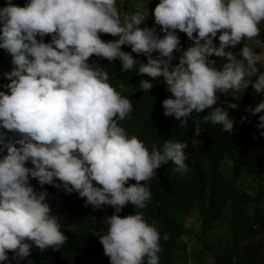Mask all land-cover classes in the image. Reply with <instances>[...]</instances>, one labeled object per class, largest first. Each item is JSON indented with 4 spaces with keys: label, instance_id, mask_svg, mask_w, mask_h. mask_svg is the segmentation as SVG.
I'll return each instance as SVG.
<instances>
[{
    "label": "clouds",
    "instance_id": "9594fccd",
    "mask_svg": "<svg viewBox=\"0 0 264 264\" xmlns=\"http://www.w3.org/2000/svg\"><path fill=\"white\" fill-rule=\"evenodd\" d=\"M17 2L7 0L0 8V49L12 57L13 65L4 73L10 83L2 87L8 91H0V128L20 136L7 138L0 132V152H7L0 159V262L9 259L8 252L22 260L31 254L32 245L43 251L59 249L66 241L46 202V190L37 193L31 177L41 187L78 192L85 206L110 207L100 229L104 234L94 232L110 264H159L160 233L139 209L150 201L146 182L162 164L171 161L176 172H187L188 145L167 140L161 151L139 131L128 137L125 129L131 124L124 121L132 103L109 83L108 72L93 67L89 59L93 55L110 62L118 59L122 70L130 72L137 65L132 53L146 55L148 62L135 71L153 80L164 78L174 97L163 101L164 116H174L183 126L194 111L211 109L202 121L231 132L234 121L227 108L238 105L225 101L227 108L216 106L217 93L238 98L250 85L264 93V72L247 43L239 52L242 59L225 49L260 35L264 0H160L153 8L154 29L140 26L146 18L142 3L122 18L117 0ZM159 26L163 38L158 36ZM176 30L193 46L186 44L179 63L173 65L174 52L181 47ZM100 34L118 38L104 41ZM47 35L51 43L43 41ZM261 35L256 50L264 48V32ZM124 45L131 53L121 50ZM154 52L158 58H153ZM152 87L148 80L140 82L145 93ZM248 110L254 115L264 112V102ZM259 121L258 127L264 128V115ZM194 123L199 136L200 121ZM29 161L34 167L26 165Z\"/></svg>",
    "mask_w": 264,
    "mask_h": 264
},
{
    "label": "trees",
    "instance_id": "16d2710c",
    "mask_svg": "<svg viewBox=\"0 0 264 264\" xmlns=\"http://www.w3.org/2000/svg\"><path fill=\"white\" fill-rule=\"evenodd\" d=\"M131 2L117 0L122 18L126 15L124 10L133 6ZM12 3L18 5L17 0H12ZM5 6L7 0L0 4V8ZM158 32V36L163 38L165 33L161 26ZM176 35L182 51L174 55L173 65L179 63L183 51L187 50L186 34L176 30ZM100 38L110 41L118 37L100 34ZM37 39L41 38L38 36ZM51 40V35L43 38L45 43H51ZM121 50L131 53L127 45ZM1 52H4L3 56ZM253 53L259 55L260 51L254 50ZM132 55L137 65L130 72L122 70L118 59L110 62L95 55L89 59L93 67L108 72L109 83L132 103V112L126 118L129 120L124 121L131 124L125 129L128 137L139 131L161 151L167 140L188 145L184 149L187 172L183 175L176 172L171 161L162 164L146 182L151 192L150 201L146 202L145 208L139 209L145 221L155 225L160 233L162 250L158 253L159 264H264V128L258 127L259 116L264 112L254 115L248 110L264 102V93H257L252 85L238 93V98L231 93H217L216 106L227 108V103L238 105L236 109L227 108L229 119L234 121L231 132H224L222 125L202 121L211 109L199 114L194 111L187 124L181 126L174 116H164L163 101L174 98L167 90L164 78L161 76L153 80L138 74L135 69L139 64H146L148 58L144 54ZM158 56V52L153 53V58ZM11 60L12 57L0 49V91H8L2 86L10 83L4 73L12 70ZM257 67L264 72V65L257 63ZM251 79L255 81L258 77ZM142 80L153 84L147 93L140 89ZM121 85L126 90H122ZM197 120L201 128L199 136L195 132L194 121ZM0 132L5 133L7 138H20L18 133L7 132L3 128ZM194 140L199 143L194 145ZM6 154V150L0 152V159ZM26 165L34 167L30 161ZM134 182L130 180L128 183ZM29 183L37 193L46 190V202L61 225L66 241L59 249L49 247L43 251L32 245L31 254L22 260L14 259V254L8 252L9 259L0 264H110L99 236L94 234H104L100 229L105 225V217L110 216V207L105 205L96 209L91 205L85 206L78 192L69 193L63 186L59 189L53 185L41 187L38 180L31 177ZM73 226L76 231L71 230ZM165 234L169 236L167 240L163 239Z\"/></svg>",
    "mask_w": 264,
    "mask_h": 264
},
{
    "label": "rangeland",
    "instance_id": "374dc122",
    "mask_svg": "<svg viewBox=\"0 0 264 264\" xmlns=\"http://www.w3.org/2000/svg\"><path fill=\"white\" fill-rule=\"evenodd\" d=\"M147 2H150L149 5H147ZM160 2V0H132L131 4H133V6L127 8V10H124V13H132L135 11V4L137 3H142L144 5V14H145V21L140 25L141 27H146V28H153L154 29V10L153 8L155 9V7L157 6V4ZM123 6L124 3H123ZM129 9V10H128ZM123 10V9H122ZM153 10V11H152ZM258 27L260 28V35L256 38H254L253 40H249V41H242L239 45H237L235 48H232L231 46L227 49H225V51H232L234 53V55L238 56L239 57V52L240 50L245 46V43H247V45L251 48L252 51L256 50V48H258L260 45H261V39L263 38V36L261 35L262 34V31H264V21L261 22L260 25H258ZM221 33L218 32L217 33V37L214 39V45L216 47H219V35ZM197 35L194 33V36ZM185 39V43L187 45H190V46H193V41L190 40L187 35L184 37ZM260 51V54L257 55L259 57V60H258V63L259 64H262L264 65V48L261 47V49H257ZM242 59V57H241ZM255 226V225H254ZM256 227V226H255ZM259 238H261V236H259ZM264 238V237H263ZM189 243H192L190 242V239H189ZM206 264H209V263H206Z\"/></svg>",
    "mask_w": 264,
    "mask_h": 264
},
{
    "label": "bare ground",
    "instance_id": "6f19581e",
    "mask_svg": "<svg viewBox=\"0 0 264 264\" xmlns=\"http://www.w3.org/2000/svg\"><path fill=\"white\" fill-rule=\"evenodd\" d=\"M183 47H184V45H183ZM180 51H182V49L180 48V50L179 51H176V52H174V55H177V54H179L180 53Z\"/></svg>",
    "mask_w": 264,
    "mask_h": 264
}]
</instances>
